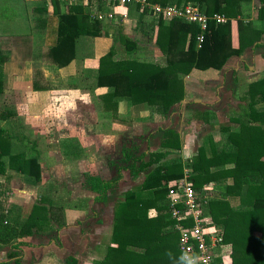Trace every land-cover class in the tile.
<instances>
[{
    "label": "crops",
    "instance_id": "0c3cea01",
    "mask_svg": "<svg viewBox=\"0 0 264 264\" xmlns=\"http://www.w3.org/2000/svg\"><path fill=\"white\" fill-rule=\"evenodd\" d=\"M1 1L0 205L9 211V215L26 218L34 204L42 202L47 193L49 202L45 206L49 209V204L54 203L50 216L55 222H51L53 229L51 226L46 228L47 224H44L39 229L33 228L34 235L8 244L3 249L0 263L14 264L12 262L21 258L26 264H62L70 257L78 256H81L80 262H84L89 254L94 257L107 234L112 236L117 205L125 200L128 193L138 191L150 170L160 166L156 154L162 149L163 132L178 131V125L183 124L182 119L187 113L193 121L202 124L203 121L196 118L198 113L209 112L210 117L215 115L212 105L217 100L221 105L218 98L222 97L220 80L232 62L233 79L238 80L241 67L251 72L252 69L264 71V34L255 43L258 46L232 56L221 70H194L189 78L197 76L198 87L191 97L186 91L183 101L189 99L191 103L185 107H176L175 104L165 113L160 105H130L121 101L117 108L110 105L105 108L100 101L109 89L96 87V74L101 58L113 48L120 49L116 59L128 57L125 46L116 42L114 31L119 24H108L111 32L88 39L85 44L88 49L81 48L88 53L78 55L76 49V58L61 67L49 56L58 40L59 19L55 8L47 4V12H41L38 6L43 1L20 0L18 6L14 2L2 6ZM251 6H254L256 14L246 19L255 20L264 7V0H253ZM18 8L23 17L16 14ZM134 14H130L131 21L137 20ZM21 22L28 25L25 32L19 29ZM258 23L264 31V21ZM232 42L234 48L240 47L238 22L232 23ZM142 47L146 55L160 58V50L152 43L143 42ZM102 50L101 55L99 52ZM248 60L254 67H248ZM172 122L177 126H169ZM176 133L180 135L181 149H164L175 156L183 149L184 141L183 135L179 131ZM21 145L39 153L43 182L37 187L27 185L20 172L9 167L8 162L21 153L17 152ZM125 149L136 167L143 163L151 166L138 175L131 172L134 169L132 163L126 161ZM86 176L98 177L112 184L104 201L100 200L99 194L86 188ZM22 184L26 189L21 188ZM62 190L64 195L60 196ZM13 193L27 196L23 211L20 205L9 200ZM118 195L124 198L119 200ZM90 221H93L91 227L95 230L91 234L88 232ZM43 240L45 244H39ZM20 241L26 244L19 245ZM97 261L99 259L95 260L96 264Z\"/></svg>",
    "mask_w": 264,
    "mask_h": 264
},
{
    "label": "trees",
    "instance_id": "16d2710c",
    "mask_svg": "<svg viewBox=\"0 0 264 264\" xmlns=\"http://www.w3.org/2000/svg\"><path fill=\"white\" fill-rule=\"evenodd\" d=\"M148 1L178 7L192 3L207 16L222 14L237 19L240 47L233 46L232 22L220 26L210 22L203 42L199 43L202 31L196 24L183 19L166 22L132 10L137 29L163 53L165 60L159 63L134 58L141 50V39L123 35L121 43L128 57L116 59L117 51L112 49L101 58L96 74V87L109 89L100 101L105 108L109 105L117 108L121 101H126L130 105H160L164 110L160 109L168 113L173 105L185 99V78L194 70H221L232 56L243 54L264 34L261 26L256 25L264 21V7L259 10L257 19H246V8H251L253 0ZM47 4L55 8L59 19L57 44L49 52L56 65L64 67L76 58L79 40L85 45L88 39L106 34L108 26L92 22L87 7H67L60 0H44L38 9L47 12ZM238 82L235 78L231 82L233 94H239ZM235 97L240 99L241 106L230 118V124L219 128L224 139L218 142L209 135L195 155L185 162L180 155L176 157L164 150H180V135L173 130L163 132L162 149L156 154L160 166L150 170L138 191L128 193L117 205L110 246L97 264H182L175 251L176 245L179 249V236L172 228L174 221L167 196L169 183L181 180L185 169L192 171L190 181L198 193L208 197L204 216L209 218L207 223L223 233L227 246L224 262L227 259L231 264H264V76L251 79L244 92ZM196 118L206 124L212 119L209 112H200ZM124 151L126 161L132 163L131 172L138 175L151 166L143 163L136 167L135 162L129 160L127 150ZM8 163L11 169L20 172L27 185L42 184L43 169L36 149L30 152L24 149ZM210 184L213 188L204 190ZM84 185L101 197H107L112 187L92 176L85 177ZM44 197L42 202L34 204L26 218L9 215L0 205V251L32 234L35 227L39 229L47 224L46 228L51 225L53 229L51 222L55 220L50 216L53 205L49 204L48 209L45 205L49 201ZM172 235L177 242L172 240ZM179 252L182 255L180 249ZM62 264L78 262L73 258Z\"/></svg>",
    "mask_w": 264,
    "mask_h": 264
},
{
    "label": "built area",
    "instance_id": "2783aa9c",
    "mask_svg": "<svg viewBox=\"0 0 264 264\" xmlns=\"http://www.w3.org/2000/svg\"><path fill=\"white\" fill-rule=\"evenodd\" d=\"M44 1V0H32ZM66 6L83 5L89 9L92 22L104 24H120L130 19V11L147 14L148 17L161 18L164 21L183 19L190 24L200 27L202 34L198 38L203 42V34L208 30L210 22L216 26L225 25L234 20L222 15L207 16L202 13L199 6L188 3L184 7L162 6L150 3L148 0H60ZM192 171L185 169L181 180L169 183L167 203L171 210L172 226L179 236V249L181 253H195L201 257L200 264H225L227 246L223 233L215 225L207 223L204 216L207 195H202L194 188L190 181ZM213 188V184L206 185L204 190ZM206 200V201H205ZM221 259V262H220ZM223 260V262H222Z\"/></svg>",
    "mask_w": 264,
    "mask_h": 264
},
{
    "label": "rangeland",
    "instance_id": "374dc122",
    "mask_svg": "<svg viewBox=\"0 0 264 264\" xmlns=\"http://www.w3.org/2000/svg\"><path fill=\"white\" fill-rule=\"evenodd\" d=\"M19 1L20 0H2L1 4H2V6H4V4H6V3L7 4H12V2H14V5L18 6L17 3H19ZM32 2H34V1H32ZM36 2H38V1H36ZM67 7H69V6H67ZM253 9H254V6H251V8L250 7L246 8V11H245L246 15H247L246 18H248V17L252 18L253 15L256 14V12H254L255 10H253ZM132 13L133 12H130V14H132ZM16 14H18L20 17H23V15L20 12L19 8L16 10ZM133 17H134V15L132 16V19H133ZM6 20L8 22H10V23H15V21H11L9 19H6ZM233 20H234V24H236L237 19H233ZM166 22H169V21H166ZM7 25H9V24H7ZM19 25H21V27L19 29L21 31L25 32V30H26L28 25L25 26L24 22L19 23ZM105 25H108V24H105ZM256 25L258 26L259 23H257ZM117 28L118 29L114 31L115 34H116V37H117L116 38V42H120L121 43L122 36L123 35L127 36V34H126V32H127L128 36H130L131 38L142 39V41L146 44L147 41L143 37V35L140 33V30L137 29V24H136L135 20L131 21V18H130L127 21H125L123 23H120L119 27H117ZM108 32H111V29L106 28V33H108ZM100 37H102V36H100ZM97 38H99V37H97ZM87 41H89V40H87ZM142 41L140 40V48H141L140 51H142V52L136 53L134 55V58H137V59H140V60H143V61L147 60V61H155V62L163 63V61L165 60L163 53L160 51V58H157V57L153 58V57H151L152 55H146L144 53V50L142 49L143 48L142 47V43H143ZM81 42L82 41L79 40V44L77 45V49H78L77 52H78V55H79V53L81 55H82V53L85 55L86 53H88V51H85V49H81V48L82 47H84L86 49H88V48H87L86 45L82 44ZM147 43H149V42H147ZM256 45H258V44H254L253 46H256ZM117 46H120V44L117 45ZM100 48H102V47H100ZM113 49H115V51H117L116 53H118L119 50H120L119 48H118V50L116 48H113ZM248 49H247L248 51H252L253 47L248 48ZM82 51H84V52H82ZM103 51L104 50L100 51L99 53H101V55H102ZM90 52L92 53V51H90ZM143 54H145L147 57H145ZM250 58L252 59V57H250ZM262 58L264 60L263 56H262ZM248 61H250L248 63V67H254V65L252 64L251 60H248ZM233 63L234 62H232L231 64H229V66H227L225 68L226 71L224 70V77H222V79L220 80L221 81V85H222V91H220V96H222V97H218V98L221 100V102H220L221 105L219 106L217 104L218 100L215 101V103H214L215 105H212V107L214 108L215 115H213L211 117L212 119H210V122L207 123V124L204 123V122H203V124L201 122H195V121H193L191 119L192 117H190L189 114L187 113L186 118L182 119L183 120V124L178 125L177 129L181 133V136L183 135L182 137H183L184 141H183V149L178 154H176V157H177V155H180V159L183 160L184 162L188 158H190V157L195 155V153L197 151V148L200 145H202L204 143V141H207L209 135L212 134L216 138V140L218 142H220L221 140L224 139V134L219 130V128L224 126V125L230 124V118L233 115H235L236 109L241 106V102L239 101L240 99H238L235 96H239V94L244 92L245 88H247L248 83H249V81L251 79L264 76V71L260 72L261 69H254V70L252 69V72H251L248 68L241 67V69L238 71V75H237L238 81L240 82V83H238V86H239L238 92H239V94H235V93L233 94V93L230 92V91H233V87H234L233 84H231V82L233 80L232 75L234 73V69H233L234 68L233 67L234 64ZM262 67L264 68V63L262 64ZM197 79H198L197 76H196V78H194V77L189 78V76H187L185 78V89H186L187 93L190 94V97L196 94L195 93V91H196L195 89L198 87ZM222 81H223V83H222ZM225 92H227L226 97H223ZM215 99H217V98H215ZM186 100L189 101V99H186ZM233 100H234L235 103H232ZM224 102H225V105H223ZM184 107H185V105H184ZM223 108H224V110H223ZM189 113L191 114V111ZM165 126H167V125H165ZM169 126L174 128L177 125L172 122L171 125H169ZM178 131L176 130V132H178ZM17 149H18L17 152H19V151H23L26 148H24L21 145V147L17 148ZM26 151L30 152L31 150H27L26 149ZM15 152H16V149H15ZM23 186L24 185L22 184L21 188H25L26 189V187H23ZM63 193H64V191L62 190L61 193H60V196H63L64 195ZM18 194L19 193H15L14 196H12V197L9 196L8 198H9V200L14 201L17 205H20L21 206L20 210L23 211L22 206H24V201H25V198H27V196H22V195H20V194L18 195ZM44 195L46 196L48 194L46 193ZM118 198H119V200H121L122 198H124V196L118 195ZM28 203H30V202H28ZM25 204H26V201H25ZM50 204L54 205V203H50ZM233 204H234V206L237 205V203L234 202V201H233ZM13 216H15V215H13ZM171 237H172L173 241L175 240V242H177V239H176L175 235H172ZM111 239H112L111 234H107L106 237L104 238V240H102L100 246L98 248L96 247L97 251H96V254H94V257L91 256V254H89V258L86 259L84 262L81 261L80 264H96L95 260H97V259L102 260L103 257L105 256V254L107 253V249H108L109 244L111 243ZM41 243L45 244L44 240L42 242H40L39 244H41ZM175 251H176V255L178 256V258H179V260L181 262L180 258H181L182 255L180 254L177 245H176Z\"/></svg>",
    "mask_w": 264,
    "mask_h": 264
},
{
    "label": "flooded vegetation",
    "instance_id": "af4514ba",
    "mask_svg": "<svg viewBox=\"0 0 264 264\" xmlns=\"http://www.w3.org/2000/svg\"><path fill=\"white\" fill-rule=\"evenodd\" d=\"M111 189V188H110ZM110 191V190H109ZM109 191H107V196H108V192ZM100 198V200H102V201H104L105 199H106V197H99ZM98 215V214H97ZM93 217H95V218H97V216H93ZM87 219H89V218H87ZM93 223V221H90V224L88 223V225H89V228H88V232H89V234H91V233H93V232H95V230H94V227H91V225H93L92 224ZM51 226V225H50ZM35 233H34V231H33V233H32V235H34ZM90 238V239H89ZM21 239H24V238H19L17 241L19 242V240H21ZM88 239L89 240H91L92 238L91 237H88ZM17 241H14L15 243L17 242ZM14 242H12V243H14ZM11 243V244H12ZM22 244H26L25 242H22V241H20V244L19 245H22ZM10 245V244H9ZM7 246V245H6ZM6 246H4V247H6ZM4 247H2V249H1V251H0V260L2 259V252H3V249H4ZM74 257H70L69 259H73ZM68 259V260H69ZM75 260H77V262H78V264H80V260H81V256H78V258H74ZM12 263H14V264H26V263H24V261L20 258V259H17V260H15L14 262H12ZM1 264V263H0Z\"/></svg>",
    "mask_w": 264,
    "mask_h": 264
},
{
    "label": "clouds",
    "instance_id": "9594fccd",
    "mask_svg": "<svg viewBox=\"0 0 264 264\" xmlns=\"http://www.w3.org/2000/svg\"><path fill=\"white\" fill-rule=\"evenodd\" d=\"M182 264H200L201 257L195 253L189 254L185 252L181 256ZM225 264H231L230 260H225Z\"/></svg>",
    "mask_w": 264,
    "mask_h": 264
},
{
    "label": "water",
    "instance_id": "95a60500",
    "mask_svg": "<svg viewBox=\"0 0 264 264\" xmlns=\"http://www.w3.org/2000/svg\"><path fill=\"white\" fill-rule=\"evenodd\" d=\"M231 93H233V91H230ZM197 101V100H195ZM198 102V101H197ZM191 102L188 101V100H185V101H181L180 103L176 104V107L180 106V105H187V104H190ZM232 103H235L234 100L232 101Z\"/></svg>",
    "mask_w": 264,
    "mask_h": 264
}]
</instances>
